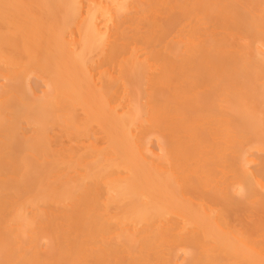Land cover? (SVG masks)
<instances>
[{
	"label": "bare ground",
	"instance_id": "1",
	"mask_svg": "<svg viewBox=\"0 0 264 264\" xmlns=\"http://www.w3.org/2000/svg\"><path fill=\"white\" fill-rule=\"evenodd\" d=\"M0 264H264V0H0Z\"/></svg>",
	"mask_w": 264,
	"mask_h": 264
}]
</instances>
